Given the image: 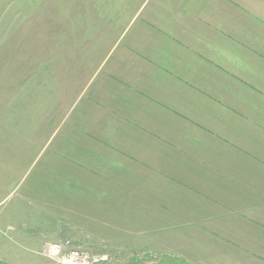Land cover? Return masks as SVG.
Returning <instances> with one entry per match:
<instances>
[{
  "label": "rangeland",
  "instance_id": "1",
  "mask_svg": "<svg viewBox=\"0 0 264 264\" xmlns=\"http://www.w3.org/2000/svg\"><path fill=\"white\" fill-rule=\"evenodd\" d=\"M200 1L0 0V264H264L258 218L224 214L244 201L191 199L171 178L189 170L136 162L160 157L135 131L157 123L159 66L200 39ZM259 98L264 115L261 74ZM219 144L212 159H239L238 141ZM244 221L257 231L231 230Z\"/></svg>",
  "mask_w": 264,
  "mask_h": 264
},
{
  "label": "crops",
  "instance_id": "2",
  "mask_svg": "<svg viewBox=\"0 0 264 264\" xmlns=\"http://www.w3.org/2000/svg\"><path fill=\"white\" fill-rule=\"evenodd\" d=\"M201 3L203 6H195L197 20L193 25L200 39L192 38L194 32L187 40L182 36L185 43L181 42L182 48L177 50V61L173 57V65L171 60L169 66L158 69L162 83L152 102L158 103L156 115L164 117L168 126L155 117L157 123L144 124V128L135 131H143L144 136L153 139L160 157L136 162L150 168L153 175L156 169L164 174L162 167L189 170L187 179L175 175L171 178L176 184L189 183L198 192L191 199L244 201L240 208L224 207V214L245 216L250 209L251 217L258 218V231L264 230V115L258 109V74L264 76V0ZM244 72L253 74V80H246L249 75ZM247 90L251 95H247ZM237 141L243 152L252 151L249 146H255L257 161H250L251 157L245 155L241 159V151L238 160L234 153L224 158L226 161L212 159L210 145ZM163 152L178 153L181 158L163 159ZM216 184L220 190L215 189ZM200 185L206 188L203 190ZM251 186L253 190H249ZM255 225L244 221L238 228H230L257 231Z\"/></svg>",
  "mask_w": 264,
  "mask_h": 264
},
{
  "label": "built area",
  "instance_id": "3",
  "mask_svg": "<svg viewBox=\"0 0 264 264\" xmlns=\"http://www.w3.org/2000/svg\"><path fill=\"white\" fill-rule=\"evenodd\" d=\"M50 249L49 250L47 249V254L50 253V251H51ZM52 251H53V255L55 254V256H56L57 254H59L61 252V247L60 246H52ZM68 257H70V259H68ZM84 259H85V257L80 255L78 252H72L71 256H67V258L65 256H63V264H69V263L70 264H83L86 262V261H84Z\"/></svg>",
  "mask_w": 264,
  "mask_h": 264
},
{
  "label": "bare ground",
  "instance_id": "4",
  "mask_svg": "<svg viewBox=\"0 0 264 264\" xmlns=\"http://www.w3.org/2000/svg\"><path fill=\"white\" fill-rule=\"evenodd\" d=\"M70 264V263H69ZM83 264H87L86 262L85 263H83Z\"/></svg>",
  "mask_w": 264,
  "mask_h": 264
}]
</instances>
